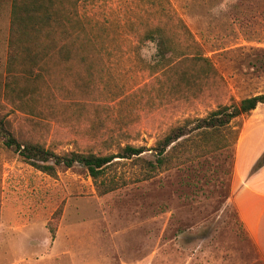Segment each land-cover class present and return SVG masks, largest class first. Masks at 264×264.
Wrapping results in <instances>:
<instances>
[{
  "label": "rangeland",
  "instance_id": "rangeland-1",
  "mask_svg": "<svg viewBox=\"0 0 264 264\" xmlns=\"http://www.w3.org/2000/svg\"><path fill=\"white\" fill-rule=\"evenodd\" d=\"M222 2L57 3L105 53L92 103L74 111L55 105V121L45 112L32 117L2 98L9 4L0 0V115L19 139L55 152L116 153L126 144L151 148L172 125L263 93L264 0H227L228 9L214 15ZM147 31L166 37L173 58L182 50L207 57L217 75L201 79L188 70L185 84L166 68L160 71L153 56L156 40H143ZM228 128L237 132L236 141L213 154L185 163L174 158L172 167L151 171L147 162L154 163L156 155L146 150L114 158L96 182L79 164L56 166L54 175L35 169L0 138V264H15L7 249L13 242L25 243L23 250L31 255L41 251L35 242L45 236L58 237L61 249L78 257L31 264H262L235 215L232 192L239 185L235 167L248 157L247 140L264 133V105Z\"/></svg>",
  "mask_w": 264,
  "mask_h": 264
},
{
  "label": "trees",
  "instance_id": "trees-1",
  "mask_svg": "<svg viewBox=\"0 0 264 264\" xmlns=\"http://www.w3.org/2000/svg\"><path fill=\"white\" fill-rule=\"evenodd\" d=\"M59 2L63 0H8L9 28L1 67L2 98L32 117L45 112L55 121L52 116L55 105L74 111L92 103L94 95L99 93L96 82L102 79L105 53L102 44L77 20L65 14V8L58 5ZM179 24L190 36L180 18ZM143 35L144 41H158L157 68L158 65L161 66L160 71L166 68L175 80L187 84L191 78L188 70L201 79L217 75L207 57L182 50L173 58V48L168 46L163 34L147 31ZM191 45L197 44L192 42ZM262 103L264 92L241 98L237 103L219 105L203 117L186 119L170 126L157 137L151 148L126 144L116 153L55 152L41 142L19 139L8 128L2 115L0 138L3 146L35 169L54 175L56 166L68 168L79 164L96 182L114 158H131L152 150L156 160L147 163L153 171L164 165L172 167L174 158L176 163H185L231 146L236 141L237 132L229 130L230 122ZM149 177L150 174H146L145 179Z\"/></svg>",
  "mask_w": 264,
  "mask_h": 264
},
{
  "label": "crops",
  "instance_id": "crops-1",
  "mask_svg": "<svg viewBox=\"0 0 264 264\" xmlns=\"http://www.w3.org/2000/svg\"><path fill=\"white\" fill-rule=\"evenodd\" d=\"M259 105L264 103L258 104L251 112L255 111ZM256 135L251 134L247 140L248 147L245 153L248 157L244 156L235 167L239 185L232 192V206L245 234L264 264V133ZM245 136L247 135L244 134V140ZM35 243L42 249L31 255L24 252L23 244L25 243L23 242H13L12 245L7 246L15 259L14 263L31 264L32 259L39 262L46 258L56 260L63 256H68L70 259L74 255L78 257L77 252L61 249L58 237L45 236ZM72 264L76 263L72 262Z\"/></svg>",
  "mask_w": 264,
  "mask_h": 264
},
{
  "label": "clouds",
  "instance_id": "clouds-1",
  "mask_svg": "<svg viewBox=\"0 0 264 264\" xmlns=\"http://www.w3.org/2000/svg\"><path fill=\"white\" fill-rule=\"evenodd\" d=\"M232 3L235 2V0H231ZM228 3L227 0H225V2H222L220 5H218L216 8L213 9V14L214 15H219L222 11H226L228 9ZM152 47H153V56L155 59L159 58V46H158V41L157 42H153L152 43ZM143 58V56H142ZM154 58H148L146 60V62L148 63H154L155 59Z\"/></svg>",
  "mask_w": 264,
  "mask_h": 264
}]
</instances>
